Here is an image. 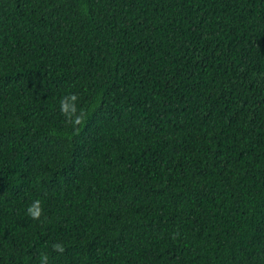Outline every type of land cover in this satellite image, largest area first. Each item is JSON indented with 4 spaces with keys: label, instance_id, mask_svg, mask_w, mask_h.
I'll use <instances>...</instances> for the list:
<instances>
[{
    "label": "trees",
    "instance_id": "16d2710c",
    "mask_svg": "<svg viewBox=\"0 0 264 264\" xmlns=\"http://www.w3.org/2000/svg\"><path fill=\"white\" fill-rule=\"evenodd\" d=\"M0 264H264V0H0Z\"/></svg>",
    "mask_w": 264,
    "mask_h": 264
},
{
    "label": "clouds",
    "instance_id": "9594fccd",
    "mask_svg": "<svg viewBox=\"0 0 264 264\" xmlns=\"http://www.w3.org/2000/svg\"><path fill=\"white\" fill-rule=\"evenodd\" d=\"M72 99H75V97H72ZM71 106L64 103V102H61V109L63 111H67ZM73 111H74V108H73ZM76 120L78 121L79 120V117H76ZM38 205H39V201H34L28 208V211L31 215L33 216H36L38 215L39 213V208H38ZM56 247H59V245H56Z\"/></svg>",
    "mask_w": 264,
    "mask_h": 264
}]
</instances>
